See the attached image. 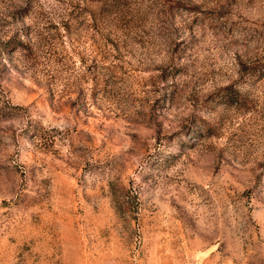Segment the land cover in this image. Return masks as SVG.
Returning <instances> with one entry per match:
<instances>
[{
	"label": "clouds",
	"instance_id": "9594fccd",
	"mask_svg": "<svg viewBox=\"0 0 264 264\" xmlns=\"http://www.w3.org/2000/svg\"><path fill=\"white\" fill-rule=\"evenodd\" d=\"M0 264H264V0H0Z\"/></svg>",
	"mask_w": 264,
	"mask_h": 264
}]
</instances>
